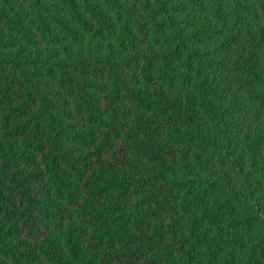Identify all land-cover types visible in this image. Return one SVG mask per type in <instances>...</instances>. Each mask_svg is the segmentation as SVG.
I'll use <instances>...</instances> for the list:
<instances>
[{"label":"trees","instance_id":"obj_1","mask_svg":"<svg viewBox=\"0 0 264 264\" xmlns=\"http://www.w3.org/2000/svg\"><path fill=\"white\" fill-rule=\"evenodd\" d=\"M0 264H264V0H0Z\"/></svg>","mask_w":264,"mask_h":264}]
</instances>
